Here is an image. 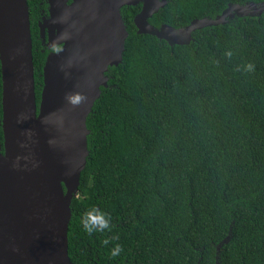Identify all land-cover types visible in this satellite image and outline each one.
Listing matches in <instances>:
<instances>
[{
  "label": "trees",
  "instance_id": "16d2710c",
  "mask_svg": "<svg viewBox=\"0 0 264 264\" xmlns=\"http://www.w3.org/2000/svg\"><path fill=\"white\" fill-rule=\"evenodd\" d=\"M166 1L150 25L185 28L264 0ZM40 3L27 0L37 105L47 56ZM140 8L120 10L122 62L108 68L86 119L70 261L264 264V13L233 16L170 46L136 33Z\"/></svg>",
  "mask_w": 264,
  "mask_h": 264
},
{
  "label": "water",
  "instance_id": "95a60500",
  "mask_svg": "<svg viewBox=\"0 0 264 264\" xmlns=\"http://www.w3.org/2000/svg\"><path fill=\"white\" fill-rule=\"evenodd\" d=\"M48 0L40 37L49 52L37 105L27 0H0V264H72L67 231L87 151L86 119L122 62L128 37L120 10L141 5L136 33L188 45L194 31L264 13V1L229 5L215 19L155 28L166 0ZM47 30V32H46ZM226 241V240H225Z\"/></svg>",
  "mask_w": 264,
  "mask_h": 264
},
{
  "label": "flooded vegetation",
  "instance_id": "af4514ba",
  "mask_svg": "<svg viewBox=\"0 0 264 264\" xmlns=\"http://www.w3.org/2000/svg\"><path fill=\"white\" fill-rule=\"evenodd\" d=\"M72 1L73 0H68L67 1V5H70L72 3ZM39 7H40V10H39L40 11L39 12L40 13V16H39V19L37 20V26H38L39 39H40V42H41V46L43 48L42 51L43 52H46V54H48L49 52L58 51L60 49V46H57L56 48L48 49L46 47V44L48 42L47 36H46L45 40H43L40 37V25L43 24L46 20H48L49 17H50V15H49V3H48V0H41V3L39 4ZM140 7H141V5H140ZM29 23H30V20H29ZM159 27H155V28H159ZM46 32H47V30H46ZM1 120H2V108H1V92H0V131H1V136H2V139H0V141H1L0 153H3L4 150H3V135H2V129H1Z\"/></svg>",
  "mask_w": 264,
  "mask_h": 264
}]
</instances>
